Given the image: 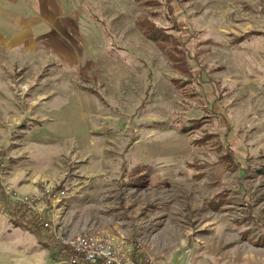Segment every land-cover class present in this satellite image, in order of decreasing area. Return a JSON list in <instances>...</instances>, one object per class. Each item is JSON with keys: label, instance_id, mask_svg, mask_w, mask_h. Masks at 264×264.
Masks as SVG:
<instances>
[{"label": "rangeland", "instance_id": "obj_1", "mask_svg": "<svg viewBox=\"0 0 264 264\" xmlns=\"http://www.w3.org/2000/svg\"><path fill=\"white\" fill-rule=\"evenodd\" d=\"M158 1L54 0L42 23L0 0V264H67L82 232L155 264H264V0ZM23 197L37 236L9 223Z\"/></svg>", "mask_w": 264, "mask_h": 264}, {"label": "built area", "instance_id": "obj_2", "mask_svg": "<svg viewBox=\"0 0 264 264\" xmlns=\"http://www.w3.org/2000/svg\"><path fill=\"white\" fill-rule=\"evenodd\" d=\"M2 185V173L0 171V187ZM63 190H47L45 201L55 206L65 199ZM36 197H23L15 200V207L19 213H32L34 218L47 227L38 211ZM64 248L67 264H155V262L143 254L139 244L127 243L113 239L107 235L98 233H78L59 243ZM190 264V263H188Z\"/></svg>", "mask_w": 264, "mask_h": 264}, {"label": "trees", "instance_id": "obj_3", "mask_svg": "<svg viewBox=\"0 0 264 264\" xmlns=\"http://www.w3.org/2000/svg\"><path fill=\"white\" fill-rule=\"evenodd\" d=\"M149 2L151 4H155L156 6L159 5V1L158 0H149ZM149 28L148 30L152 31H158L160 30V28L156 27L154 24H152L151 22H149ZM175 30H181L182 27L177 25H173V27ZM144 35V34H143ZM145 36V35H144ZM148 40H150L151 42H153L155 44V46L160 50L163 51L162 45L160 44L159 40L157 39V37L155 35H152L153 38H150L148 36H145ZM170 38V36H169ZM172 43V45L174 44L172 40H169ZM167 45H165L166 47ZM172 51L174 50V48L172 47L171 49ZM174 56V53H172ZM178 61L176 62L174 59H172V63L173 66L176 67L178 66V71H180L179 66H180V56L177 55ZM181 72V71H180ZM171 82L177 86L176 89H180L182 88L184 85H181L180 80H171ZM184 84V83H183ZM211 144L214 145L215 144V136L213 135H205L204 137L197 139L194 141V144H196L197 146H205L206 144ZM250 212V209H249ZM7 216L9 217V223L12 225L13 228H22L25 231L31 233L32 235L37 236L40 233V222L37 221L32 213H19L18 210L16 209V207H13L11 210H8L7 212ZM57 250L59 252L60 255H64V248L60 245H57Z\"/></svg>", "mask_w": 264, "mask_h": 264}, {"label": "crops", "instance_id": "obj_4", "mask_svg": "<svg viewBox=\"0 0 264 264\" xmlns=\"http://www.w3.org/2000/svg\"><path fill=\"white\" fill-rule=\"evenodd\" d=\"M10 2L12 5L22 4V5L31 6L32 8H36V14H37L38 20L42 23L46 22L50 19H56L55 18V9H54V0H29V1L28 0H10ZM61 10H62V14H65V11L62 8H60L59 14H60ZM58 18L61 19V16H59ZM41 37H43V36H41ZM38 38H40V37H38ZM62 55H64V54L62 53ZM14 254H16V253H14ZM21 255H22V253H21ZM20 261L21 260H13V264H17V262H20Z\"/></svg>", "mask_w": 264, "mask_h": 264}]
</instances>
